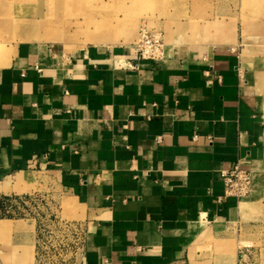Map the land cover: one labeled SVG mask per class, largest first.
<instances>
[{
    "label": "crops",
    "instance_id": "0c3cea01",
    "mask_svg": "<svg viewBox=\"0 0 264 264\" xmlns=\"http://www.w3.org/2000/svg\"><path fill=\"white\" fill-rule=\"evenodd\" d=\"M164 48L156 59L136 45L0 52V220L13 222L12 197L58 189L86 223L78 264H239L264 236V60ZM236 164L252 172L241 199L221 176Z\"/></svg>",
    "mask_w": 264,
    "mask_h": 264
},
{
    "label": "rangeland",
    "instance_id": "374dc122",
    "mask_svg": "<svg viewBox=\"0 0 264 264\" xmlns=\"http://www.w3.org/2000/svg\"><path fill=\"white\" fill-rule=\"evenodd\" d=\"M90 28L105 37L90 40ZM147 33L165 47L229 45L243 58L264 60V0H0V52L7 55L31 41L61 57L95 45L135 46ZM17 205L13 222L0 220L13 223L0 239L5 264H78L86 223L70 197L36 186ZM19 228H31L35 239L27 232L26 240L14 241L10 231ZM250 238L239 264H264V236Z\"/></svg>",
    "mask_w": 264,
    "mask_h": 264
},
{
    "label": "built area",
    "instance_id": "2783aa9c",
    "mask_svg": "<svg viewBox=\"0 0 264 264\" xmlns=\"http://www.w3.org/2000/svg\"><path fill=\"white\" fill-rule=\"evenodd\" d=\"M139 56L141 58H161L164 54L165 44L163 40L153 33L144 34L139 44L136 45ZM207 76H211V72H207ZM218 80H221L220 76H217ZM210 83L214 82V79H209ZM161 138L158 137V140ZM222 179L225 183V192L227 196H234L237 199L244 198L248 196L252 188V172L240 167L236 164L233 168L228 170H223L221 172ZM13 202L11 206L6 207L5 214L11 215L15 214L17 210L20 209L18 204V199L22 200L23 196L12 197ZM15 205V208L12 206Z\"/></svg>",
    "mask_w": 264,
    "mask_h": 264
},
{
    "label": "bare ground",
    "instance_id": "6f19581e",
    "mask_svg": "<svg viewBox=\"0 0 264 264\" xmlns=\"http://www.w3.org/2000/svg\"><path fill=\"white\" fill-rule=\"evenodd\" d=\"M112 28V27H111ZM90 31H93L92 34H90L88 37L90 40H94L96 41L97 39H100L103 35H100L101 33H104V31H100V30H93L90 28ZM105 37V36H103ZM13 223L10 222L9 220H5V221H1L0 222V230H7L10 229L12 227Z\"/></svg>",
    "mask_w": 264,
    "mask_h": 264
}]
</instances>
